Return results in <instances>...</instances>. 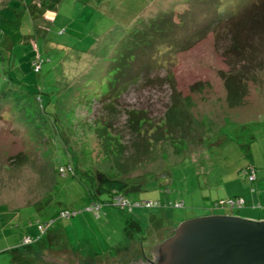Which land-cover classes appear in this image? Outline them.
<instances>
[{"label":"rangeland","instance_id":"1","mask_svg":"<svg viewBox=\"0 0 264 264\" xmlns=\"http://www.w3.org/2000/svg\"><path fill=\"white\" fill-rule=\"evenodd\" d=\"M0 16V264H126L190 218L264 220L239 214L264 208V0H153L118 20L75 0H0ZM161 16L172 23L143 79L115 76ZM70 165L136 180L126 197L161 205L97 216ZM235 196L242 207L212 208Z\"/></svg>","mask_w":264,"mask_h":264},{"label":"water","instance_id":"2","mask_svg":"<svg viewBox=\"0 0 264 264\" xmlns=\"http://www.w3.org/2000/svg\"><path fill=\"white\" fill-rule=\"evenodd\" d=\"M149 251L153 259L126 264H264V220L226 214L190 218Z\"/></svg>","mask_w":264,"mask_h":264},{"label":"trees","instance_id":"3","mask_svg":"<svg viewBox=\"0 0 264 264\" xmlns=\"http://www.w3.org/2000/svg\"><path fill=\"white\" fill-rule=\"evenodd\" d=\"M79 1L85 3L87 0H79ZM152 1L153 0H118V3L116 5V10L114 11L116 13V16H111V17L114 19L116 18L118 20V18H121V17L126 18V16L141 15V13L144 11L146 6L148 4H151ZM111 2L114 3L115 0H113ZM113 3H111L109 5V7H114ZM122 11L124 13H122ZM170 22H171V20L166 16H164V17L161 16L160 19L154 20L152 24L154 26H156L157 28L154 27V29H149V31H147L145 33V37H144L146 39L145 43H143L141 38H140V41H138L135 44V46L137 48V50L135 52L134 51H131V52L128 51L127 52L129 56H127V58L125 57V59L124 58L121 59L122 60L121 65L119 67L115 68V70H114L115 76L117 74L118 75L120 74L121 76H125L124 78L129 80L128 81L129 83L138 82L139 79L142 80L144 77V75H142L143 72L148 71L147 69L150 67L149 57L151 56V54L155 50H159L160 46L165 45V42H166L165 39L168 36L165 33L168 30V26L170 25ZM8 26H9V21L7 19L3 18L2 16H0V28H2L3 30L4 29L6 30V28ZM14 26L17 27V24H14ZM155 54H156V51H155ZM155 54L151 58H155L156 57ZM139 58L140 59L144 58L145 61L143 60L144 62L143 61L139 62L138 61ZM141 62H143V63H141ZM41 66H42V60L34 63V66H33L34 71L39 72L41 70ZM170 109H171V111H173V105H171ZM138 115L139 114H136V120L139 119ZM130 116L135 118V115L133 113H131ZM5 145H7L6 142H5ZM241 147L245 151L246 156L251 155L248 151V147H249L248 145L241 144ZM13 156H17V153H14ZM6 158H7V156H6ZM250 166H252V165L249 164L247 167H250ZM75 167H76V169H78V166L76 165V163H75ZM66 171H67V169H65V173H66ZM68 171L69 172L71 171L72 173L80 176V178L83 179L86 182V184H88L89 198H90V201H92V202H109L114 197V195L120 194V195H123L124 197H126V195H128L129 193L138 191L141 188L140 184H138L139 182H137L136 180L134 182H130V181H128L127 178L122 177V175H119L118 173L112 172L113 174H116V175H110L108 172H106L104 170H100V169H94V170L93 169H82L78 173H76V172H74V168H72L71 165L68 166ZM102 196L105 199H103ZM156 204L161 205V203L159 201H156ZM164 205L167 206V203H165ZM123 211H126V210H123ZM56 216L60 217V213H57ZM61 218H63V217H61ZM53 221L54 220H52L51 223H53ZM40 225L44 226V224L40 222L38 224V228ZM49 225L50 224H48L47 226L49 227ZM158 226L162 227L161 225H157V228H158ZM44 227H46V226H44ZM47 229L48 228H46L42 232V234ZM39 230L42 231L40 228H39ZM154 230L155 229L151 230L150 235L153 234ZM171 234H173V231H171L170 235ZM26 237H29V236H26ZM29 238L32 241L27 243V244H30V245L33 244V245L37 246L38 248L44 247V245H39L40 237H38L36 239L32 238V237H29ZM132 241H133L132 244H134L135 247L140 246L142 244V239H139V238H135ZM125 246H126L125 251H127L129 248L127 245H125ZM149 248H150V246L148 245V249ZM119 252H120V250H119ZM117 253H118V251H117ZM124 255H127V253L125 252Z\"/></svg>","mask_w":264,"mask_h":264},{"label":"built area","instance_id":"4","mask_svg":"<svg viewBox=\"0 0 264 264\" xmlns=\"http://www.w3.org/2000/svg\"><path fill=\"white\" fill-rule=\"evenodd\" d=\"M38 67V66H37ZM66 167H60V170L64 172ZM249 181L253 182L256 179L255 170L252 166L247 167L244 171ZM103 205H112L116 206L122 210L127 209V211H131L134 207H151L156 205V202L151 200H129L128 198L124 197L123 195L117 194L109 202H92L86 206V209L95 212V215H99V210ZM244 205V199L239 196L235 197H228L227 199H221L219 201H215L212 208H222L224 210H233L235 208H240ZM176 207L182 206V202L177 201L175 203ZM74 213V212H73ZM72 215L71 211L63 210L60 212V217H70ZM48 225V224H47ZM46 225V227H47ZM43 225H40L39 228L42 232L46 229ZM32 240L29 237H25L23 239L24 243H29Z\"/></svg>","mask_w":264,"mask_h":264},{"label":"crops","instance_id":"5","mask_svg":"<svg viewBox=\"0 0 264 264\" xmlns=\"http://www.w3.org/2000/svg\"><path fill=\"white\" fill-rule=\"evenodd\" d=\"M2 3H3V0H1ZM58 1V0H57ZM76 2H79V0H75ZM113 0H87L85 3L82 2L83 4H91L93 7H95L99 12H102L104 15L106 14L107 16H116V13L114 12L116 10V5L118 3V0H115V2H111ZM54 2V1H53ZM129 2V1H128ZM113 3L114 7H109V5ZM122 13H124L122 11ZM244 211H259L260 213H262L264 211V208L259 207V208H256V209H252V208H247L245 210H240L239 211V214H244ZM245 216L247 217H252L254 218L255 216L254 215H248V214H245Z\"/></svg>","mask_w":264,"mask_h":264},{"label":"flooded vegetation","instance_id":"6","mask_svg":"<svg viewBox=\"0 0 264 264\" xmlns=\"http://www.w3.org/2000/svg\"><path fill=\"white\" fill-rule=\"evenodd\" d=\"M171 235H172V234H171ZM171 235H170V236H171ZM170 236H169V237H170ZM139 260H140L141 262H146V261L151 260V259H150L149 257H143V256H142V257L139 258V259L136 258V261H139ZM60 262H61V261H60Z\"/></svg>","mask_w":264,"mask_h":264}]
</instances>
